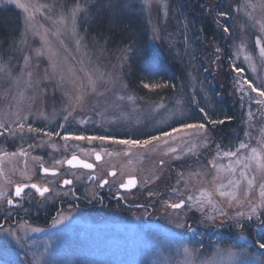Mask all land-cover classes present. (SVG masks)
<instances>
[{"label":"rangeland","instance_id":"rangeland-1","mask_svg":"<svg viewBox=\"0 0 264 264\" xmlns=\"http://www.w3.org/2000/svg\"><path fill=\"white\" fill-rule=\"evenodd\" d=\"M83 1L0 0V8H15L22 18L21 37L11 47L13 53L0 58V217L7 218L0 221V264H264V250L258 247L264 234V209L258 208L251 220L247 215L238 216L250 213L260 203L259 185L264 179L254 164L243 169L235 164L237 157L224 156L225 152H235L241 141L249 147L241 149L238 156H247L252 147L260 150L264 142V106L254 102L260 97L243 83L247 79L257 88L264 87V58L256 44L259 39L264 47V8L259 6L264 0H217L216 4L210 0L213 7L223 5L218 14L223 28L231 32L226 57L231 65L229 94L243 111L244 125L227 147L210 140L208 132L203 145L199 139L192 141L196 144L193 151L185 142L188 137L169 140L168 144L154 141L146 148L113 142L143 140L145 135L157 136L179 127L182 121H202L198 102L219 113L214 92L220 100L224 94L216 90V70L208 68L205 76L193 70L202 65L200 57L208 66L210 48L196 51L192 12L189 10L188 20L182 21L174 7L177 0L174 5L172 0H123L143 18L154 48L159 50L164 37L167 50L192 68L180 86L182 92L173 96L171 104L167 100L144 102L127 93L122 70L125 58L107 54L100 45L88 41L91 17ZM17 3L29 5V12ZM77 5L79 11L73 14ZM237 67L244 70L242 77L233 71ZM29 127L37 131L30 132ZM44 132L52 135L44 136ZM64 136L104 139L89 142L65 140ZM14 141H20L16 147L11 145ZM21 150L27 155H11ZM94 151L106 157L100 169L117 170L114 182L129 175L137 177L138 189L129 204L144 207L114 204L109 210L77 208L71 203L70 189H59L55 178L39 176L41 163L58 168L65 166L73 152L87 157ZM58 154L60 163L53 162ZM214 164L222 171L218 173ZM229 167H234L235 173L228 171ZM241 170L249 179L256 177L247 197ZM68 172L75 175L78 171ZM90 173L84 171L83 182ZM230 179L240 181V203L219 194L233 190ZM32 180L50 191L41 196L29 190L17 208L8 205L9 199H15L14 187ZM201 192L207 193V198ZM92 193L87 197L97 203ZM196 198L201 203H196ZM58 201L63 202L60 209ZM182 201L181 208L169 207ZM15 208L22 217L13 218ZM46 211L54 214L46 226L26 218H39Z\"/></svg>","mask_w":264,"mask_h":264},{"label":"trees","instance_id":"trees-1","mask_svg":"<svg viewBox=\"0 0 264 264\" xmlns=\"http://www.w3.org/2000/svg\"><path fill=\"white\" fill-rule=\"evenodd\" d=\"M61 1L63 0H59L60 3ZM213 1H215L214 4L217 3V0ZM83 2L91 17L88 41L92 43L94 41L93 44L100 45L107 54L122 55L126 60L122 70L127 93L144 102L167 100V103L171 104L173 96L182 92H179V89L188 78L187 72L192 69L190 65L185 61H177V57L167 50L164 37H161L160 44L157 46L159 50L154 48L143 18L126 7L125 1L84 0ZM172 2L174 5L175 0ZM177 4L174 7L180 20H188L189 10L194 16L195 23L192 29L196 42L194 45L197 46L196 51L210 48L207 57L208 66L205 67L206 63L200 57L198 60L203 61V69L198 68L200 66L198 62L199 66L193 70L199 73V76L208 68L216 70V90L224 94V98L220 100L214 92V104L219 113L216 111L214 114L213 111L207 110V106L198 101V106H196L197 111L200 112V108H204L211 119L223 120L224 123L212 125L204 120L201 112L203 120L196 122H205L210 140L222 147H227L236 134L242 132L244 123L241 119L243 111L237 99L231 93L229 94L232 90L231 71L229 70L231 65L226 57L229 53L227 51L230 48L231 32L224 31L218 14L219 11L223 12V5L220 6V3L213 7L214 4L210 0H177ZM21 33L22 18L18 10L12 7L0 8V58L3 59L4 53L5 56L10 57L13 53L11 47L19 41ZM203 76H205L204 73ZM145 83H158L161 87L148 90L143 87ZM151 136L152 133L145 135V138ZM19 142H11V145L16 147ZM120 208H124L122 204Z\"/></svg>","mask_w":264,"mask_h":264},{"label":"snow or ice","instance_id":"snow-or-ice-1","mask_svg":"<svg viewBox=\"0 0 264 264\" xmlns=\"http://www.w3.org/2000/svg\"><path fill=\"white\" fill-rule=\"evenodd\" d=\"M259 6L261 8H264V3L259 4ZM17 7L19 8H23V10L25 11V13L29 12V5L27 4H22V3H17ZM32 7H35V5H33ZM42 7V6H41ZM249 7L255 8L257 7V5H249ZM80 6L77 5L76 8L73 10V14H75L76 11H79ZM221 15H225L224 13H221ZM31 20H32V16H27V22L29 24V26H31ZM61 22H63L61 20ZM225 32L229 31L228 28L224 29ZM261 31L264 32V24L261 25ZM257 47L259 48V54L261 56V58H264V47H261V42L258 39L256 41ZM241 51H243V49L241 48ZM249 57L245 56V59H248ZM26 62H27V58H25ZM2 70V69H0ZM233 71H235L237 73L238 77H242L243 75V69L237 67L234 68ZM243 83L245 85H247L248 89H251L252 92L256 93V96L260 97V99H255L254 102L257 104H260L262 106H264V87L262 88H257L256 86H254L253 83L249 82V80L244 79ZM90 84L93 86L94 88V83L92 81H90ZM144 88L146 89H150V90H155L158 87H161L160 84L158 83H145L143 85ZM240 91H244V89L241 87ZM245 94H247L245 92ZM122 98V97H121ZM77 101L81 100V97L77 96L76 97ZM160 107H163L162 105ZM200 112L203 113V118L204 120H207L209 123H211L212 125H216V124H222L224 123L223 120H214L211 119V117L207 114L206 110L204 108H200ZM70 114V113H69ZM65 120L68 119L67 116L64 117ZM61 127H63V125H61ZM24 128V125L21 124L20 125V129L22 130ZM30 132H35L37 131V129L31 128L29 127L28 129ZM44 136H50L52 134L48 133V132H44L43 133ZM55 135H59V133H55ZM262 136H264V131H262L261 133ZM185 137H188L189 140L185 141L187 143L190 144L189 147V151H193L196 148V144L193 143L192 141L195 139H199L201 142V145H203L207 140H208V129L205 125V123L203 122H184L182 121L180 123L179 127H172L170 131H163L161 135H157V136H151L148 139H130V140H116L113 141L114 143L117 144H122V145H126L128 147H139V148H146L149 145H152L154 141H160L162 144H168L169 140L172 141H176V140H184ZM63 139L65 140H69V139H77V140H82V139H87L89 142L93 141V140H103V137H95V136H89V137H82V136H73V137H69V136H64ZM219 147V146H218ZM248 144L244 143L243 141L240 142L239 148H237V150L235 152L233 151H228L224 153V156L226 157H237V159L235 160V164L236 165H242L243 169H250L252 164L255 165V168L257 170V172H259L262 176V179H264V142H261V149L258 150L255 147H252L249 150V153L247 156H238V153L240 152L241 149H246L248 148ZM170 150L172 152H175L176 149L175 148H170ZM7 155V153L5 154ZM11 155L15 156V155H27L26 152H24L23 150H21V152L19 153H12ZM33 159H39V157H34ZM96 159L100 160V155L97 154L96 155ZM57 163H60L59 161H57ZM67 163L73 167L75 166H80L83 168H92L91 164L88 163H83L80 161H77L76 157L73 156L71 160L67 161ZM210 163H212L210 161ZM213 167L217 168V172L219 173L220 171H222V169H220L218 166H216L215 164L213 165ZM45 173L51 174V175H56L55 172H50L49 169L47 168H43L42 169ZM230 172L235 173L236 169L234 167H229L227 169ZM110 175H115V173H110ZM240 177L241 179L245 180L247 183V187L244 189V196L247 197L249 194V190L253 187V184L256 181V177L253 176L251 179H249L246 175V172L244 170H241L240 172ZM105 183H107V181H105ZM64 184H71L70 180H64ZM228 184L232 186V191H228V192H224V191H220L219 194L221 196H227L229 198L230 201L235 200L237 203H240V201L237 198V193L238 190L240 189V181L239 180H229ZM136 185V180L135 178H129L125 183H123L121 185V187L123 188H128V187H135ZM31 187L33 189H35V191L43 196L46 192L49 191V189L47 187H39L35 184L31 185ZM260 188V203L256 206V207H252L251 208V212L246 214L244 212H240L238 213V216L240 217H244L245 215H247V218L249 220H251L252 216H255L257 214V209L261 208L264 209V182L260 183L259 185ZM24 188L23 186H17L15 189V195L16 196H20L21 193L23 192ZM219 191V189H217ZM200 195L202 197L207 198L208 194L205 192H201ZM9 205L12 204L11 200L7 201ZM209 203H211V201H208ZM196 203H201V200L199 198H196ZM183 206L182 203H174V204H170L169 207L171 208H181ZM259 218V217H257ZM10 235H14L11 234ZM258 247L262 250H264V234L261 235L260 240L258 241ZM187 251V250H186Z\"/></svg>","mask_w":264,"mask_h":264},{"label":"flooded vegetation","instance_id":"flooded-vegetation-1","mask_svg":"<svg viewBox=\"0 0 264 264\" xmlns=\"http://www.w3.org/2000/svg\"><path fill=\"white\" fill-rule=\"evenodd\" d=\"M97 154L100 155V160L96 159ZM73 156L78 157L79 160L85 163L91 164L92 168L89 169V168H83L80 166L69 167L66 165L65 166L59 165L58 168H50L41 163L39 165L38 173L40 177L55 178L57 180V182L55 183V186L59 187V189H70L72 196H73V199H71L72 201L71 203L74 204L75 207L81 208V209H90L93 207H98L100 209L107 208L109 210V208H112L114 204L115 205L118 204L119 207L122 204L124 208H129V207L139 208L137 207L138 205H140L141 207L143 206L142 204H136V205L129 204V202L131 201V197L133 196V194H135V190L138 188L133 189V190H126V191H121L120 189V186L126 181L128 177H131L132 175L126 176L124 177L122 182L119 181L118 183H116L114 182V180L118 174L117 170L113 168L105 170L104 167L100 169V165L104 162V159L106 158L104 154H102L99 151H94V152L89 153L88 156L85 157L81 153L73 152L69 156V158H72ZM59 160H60V155L59 154L54 155L53 162H56ZM43 168L54 170L53 172H55L56 175L45 173L42 170ZM71 169L78 171L77 174L71 175L68 172V170H71ZM84 171L91 172L87 180H85V182H83ZM110 173H115V175H110ZM34 179L35 180L38 179L37 174L34 177ZM35 180H32L31 182L20 185V186H23L24 190L20 196H17V198L14 197V191H13V197L15 199H9L12 201V204L10 206H15L17 208V206H19V203L22 197H24V195L29 190L36 192L35 189L31 187V185L33 184L40 187V185ZM64 180H70L71 184H67V185L64 184ZM105 181H107V183H105ZM91 186H93V189L88 191L87 187H91ZM43 187H47L50 191V188L48 186L44 185ZM92 191L95 193L97 203L90 201V199L87 197V195L93 194ZM116 191L119 193H116ZM126 199H128V201H126ZM61 201L64 202V200H61ZM61 201H58L56 203L58 205V209L62 208V205H59L63 203ZM16 208L14 211L15 214L13 215L14 219H18L19 217L23 216V214L19 213V211ZM58 209L56 211H58ZM52 217H54V214H51L49 211L48 212L46 211L44 214H41L39 218H34L31 215H26L27 220L39 226H46L50 224L49 220ZM6 219H7L6 217H2V218L0 217V221L4 222ZM43 221H45V223Z\"/></svg>","mask_w":264,"mask_h":264},{"label":"water","instance_id":"water-1","mask_svg":"<svg viewBox=\"0 0 264 264\" xmlns=\"http://www.w3.org/2000/svg\"><path fill=\"white\" fill-rule=\"evenodd\" d=\"M71 159H72V158H71ZM71 159H70V160H71ZM76 159H77V161L83 162V161L79 160L77 157H76ZM83 163H85V162H83ZM67 164H68V163H67ZM50 172H52V171L50 170ZM131 178H135V177H131ZM128 179H129V178H128ZM128 179H127V180H128ZM127 180H126V181H127ZM135 180H136V185H137V179L135 178ZM136 185H135V186H136ZM120 188H121V190H127V189H132V188H135V187L123 188V187L120 186ZM181 203L183 204V202H181Z\"/></svg>","mask_w":264,"mask_h":264}]
</instances>
